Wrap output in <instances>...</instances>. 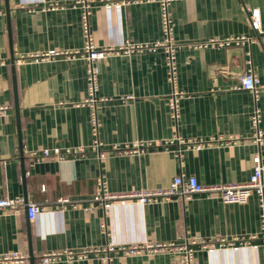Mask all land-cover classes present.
<instances>
[{
  "label": "crops",
  "instance_id": "1",
  "mask_svg": "<svg viewBox=\"0 0 264 264\" xmlns=\"http://www.w3.org/2000/svg\"><path fill=\"white\" fill-rule=\"evenodd\" d=\"M74 1L0 0V198L20 197L42 207L33 219L25 208L0 213V253L20 252L26 256L23 264H29V247L32 264H41V255L53 251L70 252L73 257L47 264H104L106 254L94 250L106 243L115 247L181 244L199 236L211 240L214 248H196L197 264H262L259 208L253 194L243 204L192 194L146 204L124 200L105 211L90 198L100 176L107 191L127 193L166 187L179 174L193 175L203 185L243 183L251 173L254 154L264 164V142L257 146L251 140L249 121L256 107L264 134V91L254 99L251 92L231 89L247 68L264 87V0L170 2L172 35L179 45L175 66L181 96L176 121L166 100L169 85L160 49L111 52L98 61L95 94L106 98L96 109L102 157L89 145L92 134L83 104L86 85L81 57L18 60L47 50L80 51L84 39ZM54 3L58 7L50 9ZM251 9L260 15L257 34L248 24ZM87 24L98 48L116 49L124 42L144 45L161 36L155 1L104 6L94 0ZM240 35L249 37V42L210 43ZM174 135L210 144L198 151L185 149L178 161L176 146L169 141ZM134 141L144 143L141 150H110L113 144L122 147ZM52 147L60 151L82 147L84 152L56 160L31 156L33 151ZM62 197L69 203H58ZM107 264L179 262L169 253L110 252Z\"/></svg>",
  "mask_w": 264,
  "mask_h": 264
},
{
  "label": "built area",
  "instance_id": "2",
  "mask_svg": "<svg viewBox=\"0 0 264 264\" xmlns=\"http://www.w3.org/2000/svg\"><path fill=\"white\" fill-rule=\"evenodd\" d=\"M140 1H155L159 9V24L161 36L158 40H155L149 44H132L124 42L119 45L116 49L112 47H101L98 48L92 41L91 34L88 29L87 17L90 14L91 4L94 0H75L74 5L80 9V25L83 34V45L80 51H58V50H47L41 53H32L27 57L18 58L20 61H34L52 59L59 56H77L81 57L84 61V75L86 85V97L83 100V104L88 108V122L91 128L92 139L90 142V149L96 152L97 157H102L105 151L100 150L101 143L98 139V120L96 116L97 105L106 100L105 97H97V62L104 59L109 53L122 51L128 53L133 50H148L154 52L161 50L164 54V66H165V79L169 85V92L167 95V104L170 111V117L173 121H176L179 117V105L178 101L181 96V91L177 88V77H176V66H175V53L179 48V45L174 42L172 21L169 12V4L172 0H99L104 6H121L128 3H136ZM50 9L58 7L57 4H50ZM248 24L250 29L255 33H260V15L257 9H251L248 12ZM250 38L243 35L236 37H226L220 41H211L210 43L218 46L222 45H241L244 42H249ZM205 44V43H203ZM17 61V60H16ZM249 64V60L246 61ZM232 90H243L251 92L254 99L257 93L261 90L264 91V87L260 85L258 78L252 72L250 68L239 76L237 82L231 87ZM251 126V140L259 146L264 142V134L259 127L260 115L259 110L254 107L250 117ZM175 144V152L180 161L182 152L185 149H191L198 151L201 148L208 146L210 141L195 140L191 138L182 139L177 135H174L169 141ZM150 143H146L149 145ZM144 143L132 142L130 145L124 144L119 147L116 144L110 146L112 151H127L135 152L141 150ZM84 152L82 147L65 148L60 151L58 147H52L50 149L44 148L39 152H32V158L34 160L40 159H60L63 156L77 157ZM251 173L246 182L243 183H214L211 185H203L199 183L193 175L182 176L176 175L168 183L166 187L156 189H136L127 193H111L106 190L103 177L100 176L95 181V191L90 198L91 202L97 203L105 211L107 207L114 202H121L124 200H132L141 204H146L158 199H169L172 197L179 199H186L192 194H203L210 198L216 196L224 204H243L247 201L248 197L253 194L257 199V206L259 208V231H258V243L261 247L262 264H264V164L261 162L258 153L251 157ZM44 190V186L41 187ZM58 203H69V201L62 197L58 199ZM26 206V215L29 219H33L40 211L42 207L35 203L24 204L23 199L20 197L16 198H0V213L11 210L13 212H19ZM102 232L106 233L104 223L100 224ZM257 246V245H254ZM202 249L205 251H211L214 248V243L209 239L202 237H193L188 241L181 244L173 242H148L144 244H131L127 246H117L110 243L100 250L95 249L94 252L101 251L106 255H103V263H108V253L118 252L122 255H138V254H156V253H169L174 254L178 257L179 264H197L194 251L195 249ZM87 251H82V255H86ZM71 259L72 253L66 251H53L44 253L40 257L41 264H47L51 261H55L60 258ZM79 257V255H78ZM26 262V256L17 251H8L0 253V264H23Z\"/></svg>",
  "mask_w": 264,
  "mask_h": 264
},
{
  "label": "water",
  "instance_id": "3",
  "mask_svg": "<svg viewBox=\"0 0 264 264\" xmlns=\"http://www.w3.org/2000/svg\"><path fill=\"white\" fill-rule=\"evenodd\" d=\"M13 101H14V112L16 113L15 117L17 119V100H16V90L14 87H13ZM20 175H21V180L23 182L24 181V175H25V171H24L23 167H21V169H20ZM23 202H24V204H26L25 199H23ZM24 208L26 210V206ZM27 237L29 240V231L27 232ZM27 259L29 261V264H32V255H31V250L29 247H28Z\"/></svg>",
  "mask_w": 264,
  "mask_h": 264
}]
</instances>
